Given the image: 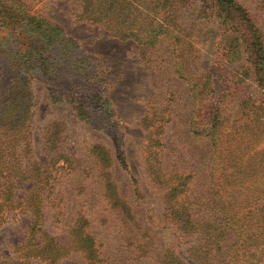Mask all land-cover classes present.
Returning a JSON list of instances; mask_svg holds the SVG:
<instances>
[{
  "label": "rangeland",
  "instance_id": "1",
  "mask_svg": "<svg viewBox=\"0 0 264 264\" xmlns=\"http://www.w3.org/2000/svg\"><path fill=\"white\" fill-rule=\"evenodd\" d=\"M20 1L27 12L44 15L63 28L65 40H53L47 52L53 60L56 52H62L63 68L51 75L56 81L48 84L39 75L27 76L10 67L0 57V98L26 78L34 100L28 120L30 160L48 163L58 153L63 155L49 168L51 174L42 190L41 216L34 232L41 244L24 246L30 235L31 213L6 210L0 216V264H89L72 235L80 214L85 218L84 233L93 238L99 259L96 264H163L164 248L174 249L191 263L186 248L194 245L195 235L184 234L164 217L163 189L150 180L143 165L148 131L143 129L142 119L154 107L165 120L158 135L161 169L191 174L187 191L191 200L207 194L212 145L208 137L189 129L196 101L188 84L173 70L177 54L172 41L161 37L150 47L132 38L121 39L111 35L103 23L83 16L84 2L100 8L105 0ZM240 1L261 16L257 0ZM204 8L199 0H188L179 20L191 21L195 31L181 42L177 52L197 57L195 68L229 71L237 62L220 61L217 66L222 32L218 19ZM53 60L49 61L50 71L60 65ZM255 84L252 76L247 77L233 94L228 110L256 90ZM223 87L224 82L218 80L216 90ZM52 90L65 92L70 99H52ZM261 100L262 104L251 106L255 110L251 120H234L231 131L242 142L240 148H247L242 160L245 184L264 179V166L258 162L264 156V98ZM95 144L106 148L112 160L109 167L91 150ZM52 146H58L57 152ZM120 156L127 162L126 169L120 165ZM107 172L116 181L118 194L131 204L134 219L124 218L109 203L104 185ZM35 185L33 180L22 183L16 196L21 198ZM47 236L60 247L54 260L47 257L50 247L42 244ZM41 247L46 249L39 254Z\"/></svg>",
  "mask_w": 264,
  "mask_h": 264
},
{
  "label": "trees",
  "instance_id": "2",
  "mask_svg": "<svg viewBox=\"0 0 264 264\" xmlns=\"http://www.w3.org/2000/svg\"><path fill=\"white\" fill-rule=\"evenodd\" d=\"M199 1L205 5L204 9H210L221 28L223 38L217 47V66L221 62H237L229 71L214 67L195 68L197 57L190 53L178 54L181 42L191 38L195 31L191 21L179 20L188 0H105L100 8L87 1L83 16L103 23L111 35L121 39L132 38L152 47L164 37L174 45L177 56L173 70L188 84L190 95L196 101L189 129L196 135L208 137L212 145L207 194L191 200L187 194L191 174L161 169L158 135L165 120L162 112L154 107L149 108L142 119V127L148 131L143 165L150 180L163 189L164 217L184 234L195 235L194 245L186 248L191 259L189 264H264V179L243 182L245 164L242 160L247 148H240L242 142L231 132L233 121L251 120L249 118L255 114L251 106L262 104L264 98V0L256 3L261 16L252 13L240 0ZM25 7L20 0H0V57L10 67L27 76L39 75L49 84L56 81L51 75L63 68V55L56 52L57 59L53 60L47 53L48 46L53 40H65L63 28L44 15L27 12ZM50 60L60 64L53 71L49 70ZM240 60L243 61L239 64ZM250 76L256 83V90L239 98L237 105L228 110L233 94ZM218 80L224 82V87L217 91ZM50 96L52 99L68 98L65 92L58 90H52ZM33 102L26 78L11 86L0 98V216L6 210H24L32 214L28 227L30 235L24 245L26 249L41 244L35 240L34 232L36 220L41 216L42 190L51 174L49 168L63 155L58 153L48 163L30 160L32 146L28 120ZM52 147L54 152L59 149ZM91 150L96 151V157L105 167L111 165V157L104 146L95 144ZM120 157V165L126 169L127 162ZM73 162L71 158L70 163ZM258 162L264 166V156ZM107 174L104 185L109 191V203L124 218L134 219L131 204L118 194L116 181ZM28 180H33L36 185L18 198L16 190ZM84 221L80 214L72 235L74 240L77 238V248L84 253L86 261L96 264L99 259L92 236L82 229ZM134 222L137 224L136 219ZM228 236L231 239L226 240ZM43 240L42 244L50 247L47 257L56 259L60 247L48 236L46 241ZM41 248L39 254L46 249ZM161 252L163 264H188L172 248H164Z\"/></svg>",
  "mask_w": 264,
  "mask_h": 264
}]
</instances>
